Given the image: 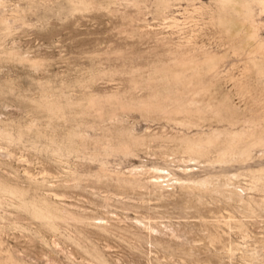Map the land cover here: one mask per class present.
Instances as JSON below:
<instances>
[{
  "label": "bare ground",
  "instance_id": "6f19581e",
  "mask_svg": "<svg viewBox=\"0 0 264 264\" xmlns=\"http://www.w3.org/2000/svg\"><path fill=\"white\" fill-rule=\"evenodd\" d=\"M170 1L172 0H157L158 7L164 14L162 16L165 22L164 28L171 30L170 33L166 32L165 35L160 36V42H164L166 37L174 33L173 28L181 33L175 15L173 13L165 14L173 6ZM258 1L264 3V0ZM217 2L216 9H207V6L200 3L192 8V12L203 13L207 9L208 18L224 28L226 32L243 33L246 41L254 39L255 27L249 23L246 11H244V26L251 28L247 32H243L238 27L237 23L239 22L236 19L227 17L228 8H235L237 5L243 6L246 0H217ZM79 4L84 8L82 1ZM185 10L183 9L184 12ZM9 20L0 16L2 30H10ZM145 29H151L149 24L145 25ZM180 38L183 39L170 42L176 44L170 45L167 57L156 60L151 70L139 81L140 84L146 86V94L139 99L129 98L123 105L129 109L137 110L147 125L144 124V127L136 130L133 126L121 127L112 124L92 141L93 153L89 155L88 159L94 165L95 170L88 171L85 176H93L97 182L119 191L111 193L116 196L115 204L109 203L106 196H103L99 202H90L96 208L95 210L99 208L102 211L100 215L90 214L93 210L88 213L89 210L87 209V211L85 207L67 203L66 194L55 189L57 184L53 185L52 182L48 184L50 182L48 181L49 177L47 179L48 170L46 171L44 168L34 175L24 167L22 177L17 176V172L15 174L13 171L15 169L6 170L5 167L12 169L7 159L13 158L14 155L2 143L8 145L15 140L19 141L23 130L18 127L17 137L14 138L9 128V122L0 120V208L6 210L5 212L9 216L14 214L13 220L10 222L14 229L31 231L29 226L19 223L17 220L19 216L20 220L24 218L37 222L39 229L48 230L52 235L63 228L61 224L85 225L86 229L74 232L64 228L63 230L66 231L64 238L70 242L69 244L80 249L77 250L78 252L85 253L93 262L92 264H120L118 260H114L113 256L114 259L111 258L112 254L109 253L111 246L105 241L110 237L125 235L132 236L131 238H134L138 243L143 241L148 247V255L151 254L152 249H156L161 254L169 252L172 257L177 253L180 256L177 259L181 258L182 264H233L232 259L236 253H238V260L250 264L257 257L259 251L264 252V234L255 238L250 244L244 242V239L249 237L244 234L249 219L264 217V164H259L255 168L246 166L243 172H226L224 170L211 173L207 171L214 165L224 169L233 163L246 164L252 161L254 150H258L260 153L258 157H264V115L262 113H245L243 109L229 106L227 103L229 96L220 92L219 81L210 82L207 86L201 85L199 77L214 68L215 57L206 52H197L195 49L199 46L190 37ZM255 44L258 49L263 48L262 43ZM244 46L239 48L240 51H237V47L234 53L239 55L240 52L247 49V45L244 44ZM3 54L6 58L14 59L16 62L27 61L29 66L34 69L38 65L33 59L27 60L23 56H19L12 48L3 50ZM199 56H202L201 60L198 58ZM263 60L264 57L258 61L255 54L246 53L238 76L230 77L239 94L246 89V84L241 81V75L253 70L258 76L259 90L264 99ZM175 84L180 85L183 90H195V94L190 97L187 103L175 101L173 107L166 109L163 101ZM210 91L217 93V97L209 101V99H205V96ZM51 97L49 99L47 96H40L36 102L37 110L44 112L50 120L61 117L65 122L68 117L66 115L69 114L68 111L72 113L71 110L74 108L73 99L67 96L62 101L59 96L51 95ZM82 100H84L82 104L74 100V103H77L75 108L77 110L80 108L78 113L80 115L95 113L98 117H101L97 112L100 105L109 104L115 107L122 104L114 94H106L103 97L88 94ZM77 110L74 109L75 113ZM70 117L72 118V116ZM208 118H213L217 126L204 129L202 122ZM160 119L172 122L176 126L175 130L168 133L163 124L159 125L157 130L150 129L151 125L148 123L154 122V120L160 121ZM73 126L67 131L63 140L58 142L51 138L42 149L49 153L52 160L66 161V158L73 153L77 158H85L80 154L79 147L85 144L86 138L78 135ZM41 135L40 131H36V138ZM149 148H152V153L149 156L158 157L162 164L146 165L141 162L119 171H111L106 168V159L112 154L129 155L133 151H142L147 154ZM75 173V170L67 167L65 179L62 178L63 180L62 182L60 180L61 184L58 186L64 187V189L77 187L76 179L70 177ZM68 177L72 179H68ZM104 192L107 191L104 190ZM134 192L145 195V198L141 196L135 202L128 195H125L124 198L118 197L119 194ZM150 200H155L159 204L155 205L156 202H152L154 203L152 205L148 202ZM160 203L161 206L171 205L176 210L183 212L192 210L196 214L192 218L196 220L186 219L175 223L171 221L158 223L155 217L150 215V212L157 211L161 207ZM217 203H222L225 207H220L222 210L217 207L214 209L213 207ZM6 208L11 211H7ZM139 209L143 211L141 212ZM129 210L133 212V216L127 214ZM208 214H210L209 218ZM21 216L24 217L21 218ZM5 218V215L0 216L1 220ZM39 229L35 228L33 233H41ZM233 231L241 234L242 243H235L230 239L229 235ZM195 232L202 233L203 239H207L208 244L212 246L213 250H210L212 249L210 246V248H205L208 252H212L214 261L208 257L203 260L192 258L193 253L201 248L191 239V237L194 238ZM41 239L46 247L54 251L59 250L66 259H70L72 256L73 251L60 246L58 240L45 241L43 237ZM99 239L104 240L102 246L97 243ZM216 244L219 245L216 247ZM139 250L142 253V250ZM137 252L139 253L138 250ZM6 255L4 260L7 263H16L17 260L11 249H6ZM153 258L152 260L161 263L157 257ZM17 259V263H21L22 258L17 257ZM146 259L148 262L152 261L150 257ZM90 260L89 263H91ZM171 260L173 261L171 262ZM171 260L169 261L172 264L174 259ZM45 264L58 263L46 257Z\"/></svg>",
  "mask_w": 264,
  "mask_h": 264
},
{
  "label": "rangeland",
  "instance_id": "374dc122",
  "mask_svg": "<svg viewBox=\"0 0 264 264\" xmlns=\"http://www.w3.org/2000/svg\"><path fill=\"white\" fill-rule=\"evenodd\" d=\"M80 1L84 3V8L80 6ZM0 3V16L10 19L9 31L2 30L0 26V120L9 122V128L14 138L17 137L18 127L23 130L19 141L15 140L8 145L2 143L14 155L13 158L7 159L12 169L9 167H5V169L11 171L15 169L13 171L15 174L17 172L16 175L20 177L23 176L24 167L34 175L43 168L48 170L47 179L49 177L48 181H50L48 184L51 182L53 185L57 184L55 189L66 194L67 203L85 207L86 210H89H87L88 213L93 210V213L90 212V214L100 215L102 212L99 208L95 210L91 201L99 202L103 196H106L109 203L115 204L116 196L111 193L119 192L111 186L97 182L93 176H85L88 171L95 170L94 165L88 159L89 155L93 153L92 141L112 124L121 127L133 126L136 130L147 125L137 110L129 109L123 105L129 98L139 99L146 94V86L140 84L139 81L151 70L156 60L167 57L170 45L176 44L170 42L182 40L183 38L180 37H190L199 46L195 49L197 52H206L215 57L214 68L206 74H201L199 83L207 86L210 82L219 81L220 92L229 96L227 102L229 106L243 109L245 113H262L264 115V99L259 90L257 74L251 70L241 75V81L246 84V89L242 90L241 94L236 91L232 79L230 80L231 76H238V71L243 65L247 52L255 54L258 61L264 57V3L258 0H246L245 5H237L235 8L227 10V17L236 19L239 22L237 23L238 27L243 32L251 29L249 26H244L243 22L244 11L247 12L249 23L255 27V37L249 41L244 39L243 33L226 32L224 28L208 18L207 9H216L217 0H172L170 3L173 6L165 14L173 13L175 15L181 33L173 28L174 33L166 37L164 42L159 41L160 36L165 35L166 32L170 33L171 30L164 28L165 22L162 19L164 14L161 13L157 0H0ZM200 3L207 6V9L203 13L192 12V8ZM183 9H186L185 12ZM146 24H149L151 29H145ZM255 43H262L263 48L258 49ZM244 44L247 45V49L240 52L239 55L235 54L234 50L238 47L237 51H240L239 48ZM7 48H12L16 54L27 60H35L38 63L37 67L31 68L27 61L16 62L14 59L6 58L3 50H8ZM198 58L201 60L202 56ZM88 94H95L98 97L114 94L122 104L115 107L109 104L100 105L97 112L101 117L96 116L95 113L80 115L78 113L80 108L77 110L75 104H82L84 101L82 99ZM194 94L195 90H183L180 85L175 84L163 101L164 108L170 109L175 101L185 104ZM51 95L59 96L62 101L67 96L73 99L72 113L68 111L73 119L67 113L66 116L71 118L67 117L69 122L67 120L64 122L61 117L50 120L44 112L37 110L36 102L40 96H47L50 99ZM216 97L217 93L210 91L205 99L210 101ZM72 99L69 100L72 101ZM74 100L77 103H74ZM74 109L77 110L76 113ZM214 121L213 118H208L202 122V127L207 129L210 126H217ZM73 124L75 125L73 126ZM161 124L168 133L174 131L176 127L172 122L163 119L148 123L152 130L154 128L157 130ZM69 126H73L78 135L86 138L85 144L79 147L80 154L85 158H77L73 153L66 158V161L53 159L54 162L49 153L42 149L51 138L58 142L63 140L70 129ZM36 131L42 133L39 138L35 137ZM151 153L152 148L147 150V154L142 151H133L129 155L112 154L106 159V168L111 171H119L141 162L146 165L162 164L158 157L149 156ZM259 154L258 150H254L252 161L246 164L233 163L224 169L214 165L207 171L211 173L224 170L226 172H243L246 166L255 168L259 164H264V157H258ZM25 160L27 161L25 162ZM67 167L76 171L73 176H70L76 179L77 187L75 188L64 189V187L58 186L65 179ZM5 169L3 168V170ZM68 179L72 178L68 177ZM125 195L134 201L141 196L145 198V195H140L137 192L119 194L118 197L124 198ZM148 202L153 205L156 201ZM158 204L155 203V205ZM217 204L213 207L214 209L222 210L221 208L225 207L222 203L221 206ZM6 209L11 211L9 208ZM3 210L0 208V216L5 215L6 217L3 220L0 219V264H45L46 257L55 260L58 264L93 263L85 253L80 251L82 252L80 254L78 252L80 249L69 244L70 242L64 238V232H66L63 230L64 228L74 232L86 229L85 225L61 224L63 228L52 235L48 230L39 229L37 222L24 218L20 220L19 216L17 218L19 223L29 226L31 230L19 231L10 225L14 214L9 216L5 212L6 210ZM127 214L133 216V212L130 210ZM150 215L154 216L158 223L167 221L175 223L186 219L196 220L192 218L196 215L192 210L183 212L176 210L171 205H163L157 211L150 212ZM161 216L162 218H160ZM209 216L210 214H208V218ZM246 225L244 234L249 237L245 238L244 242L250 244L255 238L264 234V217L249 219ZM35 228L39 229L41 233H33ZM240 235L237 231H233L229 236L235 243H242ZM201 236L202 233L195 232L194 238L191 237L201 247L199 251L193 253L192 258L203 260L208 257L214 261L212 252H208L205 248H212V246L208 244L207 239L204 240V237ZM42 237L45 241L58 240L60 246L67 250L71 249V252L73 251L71 257H74V260L71 257L66 259L59 250L54 251L46 247ZM131 237L129 235L114 236L105 241L111 246L109 250V253L112 254H110L111 258L114 257L115 259H113L118 260L120 264H151L152 262V264H171L173 261L171 259H174L172 264L181 263V258L177 259L180 257L177 253L172 257L169 252L161 254L156 249H152L151 254L148 255V247L144 242L139 241L140 245ZM97 243L102 246L104 240L99 239ZM6 249H11L17 260L16 263H7L4 260L7 256ZM139 249L142 250V253ZM154 251L155 253H153ZM152 255L154 258L157 257L161 263L152 260ZM148 256L152 261H147ZM169 256L170 258H168ZM17 257L22 258L21 263H17ZM89 260L91 263L88 262ZM163 260L165 261L163 262ZM224 260L226 261V259ZM232 260L233 264H246L238 260V253L234 254ZM250 264H264V252L259 251L257 257Z\"/></svg>",
  "mask_w": 264,
  "mask_h": 264
}]
</instances>
